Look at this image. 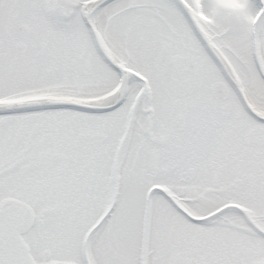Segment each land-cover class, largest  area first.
I'll use <instances>...</instances> for the list:
<instances>
[{
	"label": "snow or ice",
	"instance_id": "snow-or-ice-1",
	"mask_svg": "<svg viewBox=\"0 0 264 264\" xmlns=\"http://www.w3.org/2000/svg\"><path fill=\"white\" fill-rule=\"evenodd\" d=\"M0 264H264V0H0Z\"/></svg>",
	"mask_w": 264,
	"mask_h": 264
}]
</instances>
